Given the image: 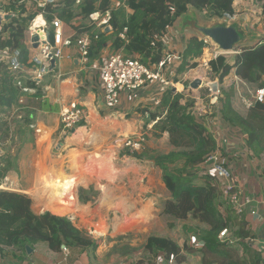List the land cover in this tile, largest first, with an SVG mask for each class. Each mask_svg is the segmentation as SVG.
Returning <instances> with one entry per match:
<instances>
[{"label": "crops", "instance_id": "obj_1", "mask_svg": "<svg viewBox=\"0 0 264 264\" xmlns=\"http://www.w3.org/2000/svg\"><path fill=\"white\" fill-rule=\"evenodd\" d=\"M123 1L111 0L110 8L119 7ZM236 3L237 0H234V15L232 16H237ZM126 12L131 13V10L126 7ZM197 12L200 13V11ZM201 13L204 12L201 11ZM96 15L100 17V14L95 12L92 19L82 22L87 26L94 25V30L109 29L111 32V26L100 23L106 17L95 20ZM184 15L176 19L159 37L164 47L161 57L164 63L160 67H157V64L151 65L159 73L158 77L149 81L135 93L123 94L120 104L113 108L105 105L98 89V66L103 56L113 50L111 43L98 51L90 48L89 61L82 65L75 44L77 36L82 33L77 32V29L82 28L80 21H72L69 24L58 19L61 25V36L55 47L60 51V56L55 58L54 69L51 72L49 70L39 81V106L31 104V97L28 95L22 96L6 116L0 115V121H8L9 136L15 141L17 140L20 147L16 154L12 156L8 154L10 158L15 157V160L13 167L4 177L6 188L3 189L28 195L31 204V195L34 196L37 203L41 202L48 207H45L47 209L45 211L68 218L78 230L85 231L87 228H92L98 236H103L105 230L110 231V244L108 245L110 247L108 248V250L110 249V264H138L131 262L134 256L129 253L134 251L137 246H144L150 235L168 237L179 246H182L184 242L183 236L180 235L181 225L172 222L173 219L163 213L164 202L170 195L162 180V170L153 159L156 155H166L173 147L169 144L168 133H159L154 126L156 120L149 117V112L154 111L159 105L166 90L177 91L174 90V82H180L179 79L177 80L176 70L187 41L191 37H197L203 43L206 40L208 46H213L211 45L213 42L204 36L197 27H209L216 23H209L210 21L196 23L195 21L189 25L188 21H184ZM263 20L264 16L262 15L259 39L252 41V37L249 36L247 42L242 43L241 39L236 45L240 43L247 47L259 42L262 38ZM34 22H38L37 25L42 26V29L38 30L40 33H46L52 29L51 25L45 26L42 14H38ZM241 23L243 26L245 25V22ZM186 26H188L187 29L184 28ZM236 26L239 28L238 25ZM93 28L91 31L96 32ZM243 29L245 28L243 27ZM187 30H190V33L184 36L183 32H187ZM26 44L29 49L28 62H36L34 60L36 51L32 45H29V38ZM208 46L204 43L202 50L208 51ZM240 49L234 46L232 50L225 51L224 57L233 58L234 62L235 56L238 54L234 51L240 52ZM211 52L213 56V51L211 50ZM204 60V58L201 60L203 66L206 62ZM193 61L197 62L194 59ZM32 64L33 66L28 68L24 67L27 75L38 69L34 63ZM207 66L209 65L207 64ZM236 77L240 78L232 66L224 79L230 85V89L233 91L232 95L239 99L235 91ZM260 82L264 86V73ZM255 87H258L257 84ZM35 91V89H29L26 92L33 94ZM219 92L222 97L221 90ZM249 98V95L246 94L245 100L239 99L241 102L238 101L241 107L245 106L246 112L249 106L245 101H248ZM232 101L231 96V104H233ZM70 104L84 107L88 112V118L85 122L70 129L66 136L61 137L59 112ZM232 108L236 110L234 106ZM195 113L202 114L201 111ZM205 115L202 114V116ZM24 119H29L30 124L25 127L26 132L22 136L15 130L16 123L25 124ZM208 119L211 120L208 127L217 142L216 150L220 153V158L231 170L235 187L241 190L245 198L249 199L243 213L250 232L248 241L255 247H259L264 241V176L261 174L263 160L259 159L260 156L247 154V150L241 152L239 142L241 144L243 142L242 146H244L246 136L238 128L230 126L222 117L219 118L220 121L216 116ZM141 131L147 133V141L144 149L137 152L140 155L135 156L128 153L122 142L125 137L136 135ZM4 154L7 153L0 149V155ZM64 179L70 180L71 183L59 190L58 194H56L57 192L53 193L48 183L65 182ZM2 183L3 181L0 186L3 185ZM81 190L95 191L93 192L95 195L89 196L87 193L82 196ZM55 206L62 208V211L54 213L51 208ZM252 209L255 211L254 214L251 213ZM96 228L101 229L96 231ZM176 231L179 233L178 240ZM192 242L194 239L188 243ZM45 247H47L46 244ZM35 249L33 250L35 251ZM75 250L85 254L87 264H94L92 256H90L91 252L73 248L70 253ZM48 251L51 255H48L47 264L56 263L59 259L58 254H63L65 257L68 255L64 252L57 253L49 249ZM67 253H69L68 250ZM100 253L98 250L96 251L98 261ZM182 254L186 260L182 264H192L195 261V264L197 262L200 264L199 255H188L183 251ZM143 259L152 263L160 261V264H165L166 261L160 252L155 255L149 252L145 253ZM100 261L104 264V258H101ZM168 263L175 262L169 260Z\"/></svg>", "mask_w": 264, "mask_h": 264}, {"label": "trees", "instance_id": "obj_2", "mask_svg": "<svg viewBox=\"0 0 264 264\" xmlns=\"http://www.w3.org/2000/svg\"><path fill=\"white\" fill-rule=\"evenodd\" d=\"M233 2L234 0H124L119 7L110 8L111 0H56L29 13L22 0H7L2 8L5 19L0 22V53L10 55L17 51V60L21 65L27 68L33 66L34 61L28 62L29 49L25 32L38 14H42L45 22L51 25L49 40L53 42L51 22L55 17L69 24L80 21L82 28L77 29V32H92L94 25L87 26L82 21L98 12L100 17H107L106 24L111 26V32L109 29L101 31L93 28L96 32L92 33L97 34L98 38L93 40L92 50L98 51L111 43L113 50L120 49L124 56L151 66L158 64L163 54L164 47L159 37L189 7L200 12L206 10L207 16L219 18L224 14L234 15ZM260 6L264 16V1ZM126 7L131 13L126 12ZM125 27V38L121 39L118 34ZM262 30L264 31V20ZM203 47L201 39L191 37L183 48L176 71L181 73L195 68L197 62L193 58L201 55ZM208 64L219 80L233 66L240 78L261 87L264 40L261 38L256 44L241 48L233 65L222 55L211 59ZM27 74L24 69L12 71L5 60H0V115L6 116L22 96L28 95L31 97V104L39 106V82L31 79L32 74ZM29 89L36 91L29 94L26 92ZM205 89L209 91L208 88ZM221 93L220 116L246 136L244 146L249 153L260 156L264 153V102H252L245 115H241L232 108L233 91L221 90ZM183 98L184 95L180 92L166 90L159 105L149 112V117L156 120L154 126L159 133H168L169 144L173 147L166 155H156L153 159L162 170V180L170 195L164 202L163 213L172 219L184 221L181 225L184 242L179 246L168 237L150 235L144 248L153 255L160 252L166 261L174 260L177 264L186 261L182 251L188 255H199L200 264H264L262 251L248 241L250 232L244 212L240 215L235 213L223 191L224 187L209 171L206 159L217 148V142L206 124V117L195 114L193 99H185L182 103L180 99ZM24 121L25 124L16 123V130L14 129L22 136L26 132L25 127L30 124L29 119ZM0 122V128L3 126L9 135L8 121ZM131 154L140 155L137 152ZM14 160L15 157L10 158L8 154L0 155V184L13 167ZM261 174L264 176V160ZM223 228H227L230 233L221 240L218 233ZM191 239L194 242L188 243ZM38 242H44L50 251L57 253L63 252L61 244L66 246L69 253L73 248L95 250L97 247V242L74 227L68 218L48 211L35 214L28 195L0 189V256L6 255L5 248L8 247L14 249L11 255L21 262L27 254L26 246L33 249Z\"/></svg>", "mask_w": 264, "mask_h": 264}, {"label": "built area", "instance_id": "obj_3", "mask_svg": "<svg viewBox=\"0 0 264 264\" xmlns=\"http://www.w3.org/2000/svg\"><path fill=\"white\" fill-rule=\"evenodd\" d=\"M25 2H34L37 8H43L48 2H54L56 0H22ZM79 1V0H77ZM204 13L205 10L203 11ZM227 15L228 14H224ZM93 14L90 16V18ZM230 17V16H229ZM107 17L100 23L106 24ZM54 27V39L53 42L47 40L46 33L42 32V37L39 36L38 45L35 49L36 57L34 60L40 65V69H35L31 72V79L37 83L42 79V77L49 71L50 60L60 56V51L56 49V44L60 41L61 36V25L58 18H54L51 22ZM110 27V26H109ZM42 29V26H32L29 32V45H32L30 42V37L33 33H38V30ZM126 27L119 32V37L121 39L125 38ZM98 35L93 34L92 32L84 31L79 34L75 40V44L79 53V59L82 65H85L89 61V51L92 46L94 39H97ZM262 39L264 40V31L262 32ZM204 43L207 44V41L204 40ZM215 46L213 51V57L216 58L219 55L224 56L225 51L219 49L216 44H211ZM239 53L238 50L234 53ZM0 60H5L9 64V68L12 71L23 70L24 66L21 65L17 60L18 52L14 51L10 55L5 56L6 53H0ZM42 57L39 61L37 58ZM164 60L161 59L157 64V67L162 66ZM208 63H204L207 66ZM209 65V64H208ZM156 66V65H155ZM98 89L102 97L103 102L106 106L113 108L120 104L123 94H132L144 87L149 81L158 77L159 73L154 70L153 67L145 65L138 61L137 59L126 57L123 55L121 50H111L107 52L99 66H98ZM235 91L237 96L245 100L246 94L249 95L248 101H245L247 106H250L252 102H264V86L251 89L250 84L243 80L242 78L235 79ZM210 90V86L207 87ZM210 92L214 93L210 90ZM219 92V91H218ZM197 116H202V114H197ZM88 118L87 110L78 105L70 104L62 108L59 112V122H60V136H66L67 132L72 129L75 125L85 122ZM211 120L206 118V124L209 125ZM147 140L146 133L141 131L136 135L127 136L124 138L122 145L128 150V153L140 152L144 149L145 143ZM209 160L211 167L209 171L214 174L217 179L220 181L221 185L224 187L223 191L228 196V202L232 205L235 213L240 215L244 212L246 204L249 202V199L245 198L240 189L236 188L233 183V174L229 168L225 166V161L220 158V153L212 151L209 154ZM208 164V163H207ZM228 192V193H227ZM251 213L254 214V209L251 210ZM227 228H223L218 233V238L224 240L228 236ZM251 242L254 240H250ZM229 242H232L229 240ZM259 249L262 251V257L264 258V241L259 246ZM63 252L67 249H62ZM32 264V263H31ZM160 264V263H155Z\"/></svg>", "mask_w": 264, "mask_h": 264}, {"label": "rangeland", "instance_id": "obj_4", "mask_svg": "<svg viewBox=\"0 0 264 264\" xmlns=\"http://www.w3.org/2000/svg\"><path fill=\"white\" fill-rule=\"evenodd\" d=\"M264 0H237L236 3V13L237 16H226L223 15L222 17H207L205 16L206 14L204 13H198L194 8L189 7L188 11L185 13L184 15V21L192 24L196 21L197 22H202L204 23V21H210L209 23L213 22V23H224V24H236L239 26V29L242 31V43L247 42L248 37L250 36V38L252 37V41H256L257 39H259L261 32L259 31V27L262 21V15H261V3ZM7 3V0H0V22H3L5 19V13L2 11V8L5 6V4ZM27 9L29 10V13L31 12H35L37 6L34 2H27L26 3ZM204 11V10H203ZM206 12V10H205ZM260 12V13H259ZM97 16V15H96ZM99 16V15H98ZM93 17L95 20H98L100 17ZM235 17V18H234ZM58 18V17H56ZM98 18V19H97ZM59 19V18H58ZM92 19V18H91ZM241 22H245L244 24H246V27L249 29L248 31H245V29H243V24ZM38 22H34V19L31 21L27 31L25 32V41H28L29 38V31L31 29V27L34 25H37ZM45 26L49 27L50 24H47L44 20ZM185 29L188 28V26L184 27ZM188 33H190V30H187V32H183V35H187ZM249 38V39H250ZM251 41V43H252ZM250 43V44H251ZM206 44V43H205ZM206 46H208V43L206 44ZM237 48H242V47H246L241 45L240 43L238 45H236ZM235 46V48H236ZM211 50L214 51L215 50V46H208V51L206 50H202L203 52L201 53V55L199 57H194L193 59L197 61V66L193 69H187L186 71H184L183 73H178L177 76V80L179 79V82H174V90H177L176 92H180L184 95L183 99H180V101L183 103L185 101V99L194 100V107H193V111L194 112H199L201 111L202 114L205 115V117L207 118H213V117H217V119L220 121L219 118V107H220V92L218 91H213L214 93L210 92V90L208 91L209 94H207V91L205 88L211 86L209 85L212 82H215L218 84V88L219 91L223 90V91H227V90H232L230 89V85H228L227 80L225 81V76L219 80L216 78V75L214 74V72L211 70L210 66H203V64H201V60L204 58L206 61V63H208V61H210L211 59H213V56L211 55ZM37 54V53H36ZM1 56V55H0ZM229 57H225V59L228 61L229 64H234L233 62V58L228 59ZM40 59H42V57L40 56V58H37V61H39ZM232 62V63H231ZM34 66L37 67L38 69H40V65L38 64V62H34ZM199 79L200 80V84H198L196 87H192L191 83L196 80ZM250 84L251 89H255V84ZM182 86V87H181ZM211 88V87H210ZM212 91V90H211ZM233 101H232V106L235 107V111H237V113L241 114V115H245L246 113V108L244 105H242L243 107L240 106V104L238 103L241 102L239 99H237L236 97H234L232 95ZM237 102H236V99ZM214 122H216L213 119ZM212 121V122H213ZM1 124V122H0ZM0 149H3L7 154H10L11 156L16 154L19 150L20 147L18 145L17 140L15 141L14 139L11 138V136L8 135L7 132L4 131V127L2 126V128H0ZM155 135V134H154ZM13 136V135H12ZM147 136V133H146ZM244 136V135H243ZM245 137V136H244ZM147 141V140H146ZM243 144V142H242ZM241 142H239V147L241 152L247 150L245 146H242ZM216 151V148L215 150ZM247 154L250 155L249 151L247 150ZM251 157V156H249ZM254 157V156H252ZM259 157V156H258ZM12 158V157H11ZM259 159L264 160V153L260 155ZM206 162L208 163V167L210 168V160L209 157L206 159ZM27 166V165H26ZM21 168H23L24 166H19ZM28 167V166H27ZM203 173V172H201ZM5 183H6V179H3V186L5 187ZM10 185V184H9ZM8 187V185H7ZM3 189V188H1ZM9 190V189H6ZM95 191L92 190H81V195L84 196V194H87L89 196L95 195V193H93ZM32 198V204H31V208L33 209V211L35 213H40L43 211L45 212V210H47L45 208V206L40 202L37 203L34 196L31 195ZM42 212V213H43ZM53 214V213H52ZM172 222H176L179 226L182 225L184 223V221L182 220H178V219H173L171 220ZM110 230V229H109ZM86 235H88V237H90L91 239L95 240L97 242V247L96 249L99 251L100 255V259L104 258V264H110V249L108 250V248H110L108 245L110 244V231H106L103 234V236H98L94 230L91 229H86L85 231L82 230ZM104 231V230H103ZM102 231V232H103ZM177 232V236L176 239H179V233ZM228 235L230 233V231L227 232ZM181 235V234H180ZM196 243H200V242H196ZM36 248V249H35ZM44 248V249H43ZM35 249V251L33 250ZM31 250V252L29 254H26V257L23 261H19L17 260L16 257L11 255V251H13L14 249H9L8 247L5 248V251L7 252L5 256H0V264H47L48 261V255H51V253L48 251L47 247H45V243L44 242H38L37 244H35L34 248ZM93 250L91 248H84V250L86 252H91L92 254L90 256H92V261L94 262V264H103L101 263L100 259L99 261L97 260L98 255L96 254L97 250ZM108 250L107 253H105ZM147 250L144 248V246H137L135 248L134 251L132 252H128L131 256H134L133 259L131 260L132 263H138V262H142V264H145L146 262H148V260L143 259V257L145 256V253L148 254V252H146ZM95 252V253H94ZM65 254H68L66 251H64ZM82 253V252H81ZM80 251H72L68 256H64L63 254H58V261L54 264H87V260L85 259V254H81ZM63 258V259H62ZM174 261V260H173ZM194 261V260H193ZM192 261V262H193ZM155 262V261H154ZM175 262V261H174ZM196 262V261H195ZM195 262H193L192 264H195ZM156 263V262H155ZM157 263H160V261H157ZM198 263V262H197ZM196 263V264H197ZM127 264V263H125ZM165 264H169L168 260L165 261ZM172 264H176L172 263Z\"/></svg>", "mask_w": 264, "mask_h": 264}, {"label": "water", "instance_id": "obj_5", "mask_svg": "<svg viewBox=\"0 0 264 264\" xmlns=\"http://www.w3.org/2000/svg\"><path fill=\"white\" fill-rule=\"evenodd\" d=\"M245 30H248L246 24ZM197 29L206 37H208L217 47L223 51H230L234 46L242 39V34L239 28L235 24L216 23L209 27H197ZM39 36L42 37V32L33 33L30 37V42L34 49L37 48ZM46 38L49 40V32H46ZM55 67V58L50 60L49 70H53ZM200 84V80L196 79L191 83L192 87H196ZM211 90L217 91L218 85L215 82L210 83ZM66 246L61 244V249H65ZM27 254L31 252V248L26 246ZM66 251V250H65Z\"/></svg>", "mask_w": 264, "mask_h": 264}, {"label": "bare ground", "instance_id": "obj_6", "mask_svg": "<svg viewBox=\"0 0 264 264\" xmlns=\"http://www.w3.org/2000/svg\"><path fill=\"white\" fill-rule=\"evenodd\" d=\"M35 20V18H34ZM42 179V178H40ZM65 180V179H64ZM54 181V180H53ZM76 182V181H75ZM40 183H41V180H40ZM43 183V182H42ZM71 182L70 180L66 181L65 182H61V181H54L53 183H48V186L51 188V190L54 192H57L56 194H58V191L61 190L62 188H64V186L66 187L67 185H69ZM74 185V183H73ZM0 188H6L4 187L3 185L0 186ZM8 188V187H7ZM41 188V187H40ZM67 191V190H66ZM47 193V192H46ZM51 194V193H50ZM49 195V194H47ZM57 197V196H56ZM64 197V195H63ZM50 198V196H49ZM68 199V198H67ZM72 199V198H71ZM69 200V199H68ZM55 201V200H54ZM66 201V200H65ZM49 202V201H48ZM44 203V202H43ZM56 204V203H55ZM62 205H63V202H62ZM61 206V205H60ZM71 206V205H70ZM46 207V206H45ZM64 207V206H63ZM48 208V207H46ZM67 208V207H66ZM52 211L55 213V212H61L62 211V208H59L58 206H55V207H52L51 208ZM70 210V209H69ZM51 211V210H50ZM64 211V210H63ZM98 215V214H97ZM102 225V224H101ZM101 228H96V231H100ZM103 230V229H102Z\"/></svg>", "mask_w": 264, "mask_h": 264}]
</instances>
